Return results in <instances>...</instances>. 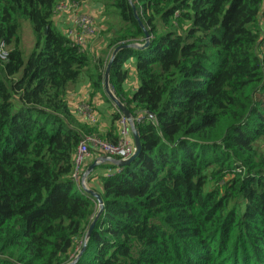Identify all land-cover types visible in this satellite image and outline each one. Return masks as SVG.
<instances>
[{"label":"trees","instance_id":"1","mask_svg":"<svg viewBox=\"0 0 264 264\" xmlns=\"http://www.w3.org/2000/svg\"><path fill=\"white\" fill-rule=\"evenodd\" d=\"M97 1L121 25L99 58L55 24L61 0H0V264H264V0ZM128 46L112 93L157 125L96 176L100 208L74 162L86 135L117 143L121 113L101 136L68 92L108 102Z\"/></svg>","mask_w":264,"mask_h":264},{"label":"built area","instance_id":"2","mask_svg":"<svg viewBox=\"0 0 264 264\" xmlns=\"http://www.w3.org/2000/svg\"><path fill=\"white\" fill-rule=\"evenodd\" d=\"M57 9H62L63 12H67L69 10L66 2L59 3ZM73 23L75 26L81 29V32L79 33L70 30L67 33V36L73 40L75 44L82 49V51H85L89 43L95 37L96 30L93 28L92 21L87 17L80 16L78 18H73ZM0 58L2 60L7 58V54L3 45H0ZM77 111L87 120L86 122H89L92 125H98V114L95 113L90 105L87 107L85 104H82L78 106ZM145 123L157 125L156 118L148 113L138 114L131 118H126L123 116L119 122V138L117 143H111L109 141L103 140L98 135H86L78 147L75 158V177L78 178L80 176L84 162L91 156L92 152L97 151L98 153H101L104 159L120 162L128 160L135 151L134 139L132 136L133 128Z\"/></svg>","mask_w":264,"mask_h":264},{"label":"rangeland","instance_id":"3","mask_svg":"<svg viewBox=\"0 0 264 264\" xmlns=\"http://www.w3.org/2000/svg\"><path fill=\"white\" fill-rule=\"evenodd\" d=\"M62 3H67V7L69 10L67 12H63L62 9L57 10L55 15V22H58V28L62 30V32L66 31L69 27H67V24H70V30H73L74 32H81V29L74 25L73 18L78 17H87L92 21L93 28L96 30L95 37L102 36L101 33L106 31L108 27H120L121 25L118 24V20L115 17H105L104 11L101 10L102 14L104 15V18H106L105 23H99L96 22L95 18L87 13V7L90 4H94L92 0H61ZM96 2L100 3V1L95 0ZM66 21L63 22V19ZM98 28H103L104 31H100V34L98 35ZM106 30H105V29ZM104 37V36H103ZM102 37V38H103ZM93 38V39H94ZM20 39L22 44V52L24 54V60L26 61L28 57L31 55L34 45H35V37L32 30V25L29 21L22 22V28L20 30ZM104 39V38H103ZM82 85H79V93L75 92H68V101L71 102V108L77 119L80 123L84 124L87 120L78 113L77 109L78 106L85 104L87 107L90 106L93 108L95 112L98 113V117H102V113L104 111V114L108 115L110 114V118H112V113L119 112L118 109L108 100V102L101 96H96L94 98H90L91 91H86L84 89L85 82L82 80ZM111 93V87L108 89ZM88 92V93H87ZM72 93V94H71ZM113 94V93H112ZM114 95V94H113ZM103 110V111H102ZM121 113V112H120ZM103 114V118L106 117ZM124 115L121 113V118ZM125 117V116H124ZM133 117V116H132ZM136 129V128H134ZM260 146L262 150L264 151V142L260 143ZM88 176V175H87ZM87 176H84V173L81 171L80 176L77 178L80 182V184L83 185L87 190L91 189L88 185L89 178Z\"/></svg>","mask_w":264,"mask_h":264},{"label":"crops","instance_id":"4","mask_svg":"<svg viewBox=\"0 0 264 264\" xmlns=\"http://www.w3.org/2000/svg\"><path fill=\"white\" fill-rule=\"evenodd\" d=\"M101 10H102V6L100 4H90L87 7V13L92 15L95 18L96 22L99 23V25L101 23H105L106 21V18H104V15L102 14ZM61 19H63V17H61ZM64 21L65 20L63 19V22ZM55 24L58 26V22L57 23L55 22ZM67 27L69 28L66 31H64L65 33H68L70 31L71 25L67 24ZM100 30H102V28H100ZM99 34H100V31H98V35ZM102 37L103 36H97L87 46V51L91 57H97V58L102 57L103 53L105 52L106 47H107V42H106V38L103 37L104 38L103 39ZM83 81L85 82L84 89L90 92L91 89H90L88 81L86 79H83ZM81 85H82V82L80 83V86ZM70 92H75L76 94L79 93V85H77L74 89H71ZM68 104L71 107V102L68 101ZM103 114H104V111L102 113V117L99 118L98 125L95 127L98 130L99 135L101 136L108 135V132L111 126L110 114L108 115L104 114L106 116L104 118H103ZM132 134H133V131H132ZM103 159L104 157L102 156V154L96 151V152H92L91 156L88 159H86L84 162L82 171L84 172V176L88 175L87 176V178H89L88 185L91 189L94 188V185L97 182L96 180L97 175L101 176L107 172H112V171L116 172V170L113 168H106V166H111V163L104 162Z\"/></svg>","mask_w":264,"mask_h":264},{"label":"water","instance_id":"5","mask_svg":"<svg viewBox=\"0 0 264 264\" xmlns=\"http://www.w3.org/2000/svg\"><path fill=\"white\" fill-rule=\"evenodd\" d=\"M140 25L142 26L141 22H140ZM145 35H146V38L147 40L149 39L148 37V34L147 32L145 31ZM148 45V41H147V44L142 48H146ZM130 48H140V46H128V47H121V48H118L117 50L114 51L113 55H112V58L108 64V67H107V71H106V74H105V83H104V88H105V92H106V95L108 96L110 102L118 109V111H120L126 118H131V114L128 112V110L125 108V106L115 97V95H113L108 89L110 87V84H109V77H108V74H109V71H110V68L112 67L114 61H115V57L117 55V53L121 50H126V49H130ZM133 139H134V146H135V151H134V154L126 161H123V162H120V161H115V160H110V159H103L104 162H107V163H111V164H114L115 166L117 167H124L130 163H132L136 157L138 156V154L140 153V139H139V135H138V132H137V129H134L133 128ZM84 188V187H83ZM85 191L90 194L91 196H93L100 208H102L103 206V202L100 198V196L96 193H94L92 190H87L86 188H84ZM93 227V226H92Z\"/></svg>","mask_w":264,"mask_h":264}]
</instances>
